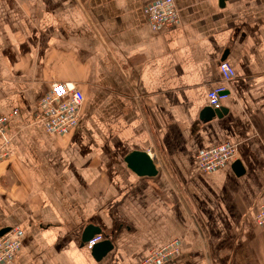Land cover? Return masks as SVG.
Here are the masks:
<instances>
[{
	"label": "crops",
	"instance_id": "obj_1",
	"mask_svg": "<svg viewBox=\"0 0 264 264\" xmlns=\"http://www.w3.org/2000/svg\"><path fill=\"white\" fill-rule=\"evenodd\" d=\"M152 1L0 0V114L17 109L0 136V229H18L15 264H138L172 237L185 264H264V0H174L179 22L157 29ZM220 61L235 76L203 121ZM53 81L85 98L69 135L35 119ZM224 141L235 159L201 171L195 154ZM133 151L157 173L134 172ZM87 225L111 240L100 258Z\"/></svg>",
	"mask_w": 264,
	"mask_h": 264
},
{
	"label": "built area",
	"instance_id": "obj_2",
	"mask_svg": "<svg viewBox=\"0 0 264 264\" xmlns=\"http://www.w3.org/2000/svg\"><path fill=\"white\" fill-rule=\"evenodd\" d=\"M149 25L154 28L171 27L179 22V13L174 0H155L144 7ZM218 70L220 82L206 92L207 105L219 108L227 96V84L234 78L233 67L226 61H220ZM80 89L71 83L55 81L38 98L35 119L40 121L49 134L63 135L74 128L80 120V108L84 102ZM17 114L16 110L0 114V134L5 133L9 121ZM236 146L228 141L214 144L195 154L199 169L212 172L236 157ZM7 151H0V161L7 158ZM254 219L258 226H264V201L257 205ZM18 229H9L0 236V264H15L14 255L19 249ZM100 239L94 236L86 245L91 248Z\"/></svg>",
	"mask_w": 264,
	"mask_h": 264
},
{
	"label": "water",
	"instance_id": "obj_3",
	"mask_svg": "<svg viewBox=\"0 0 264 264\" xmlns=\"http://www.w3.org/2000/svg\"><path fill=\"white\" fill-rule=\"evenodd\" d=\"M219 1H220V5H223L225 0H219ZM222 111H223L222 107L211 108L208 106L202 110L200 118L203 121H209L214 116L220 117L221 116L220 112ZM125 160L129 164L130 168L139 175L152 176L157 173V169L155 168L152 159L146 152H140V151L130 152L126 156ZM234 165L236 169V174L239 175L243 173V168L239 161H235ZM9 229H10L9 227L0 229V236L5 232H7ZM99 233H102V231L98 227L93 225L86 226L81 235V243L83 244L84 242L91 239L94 236V234H99ZM111 247H112V243L110 242V240L105 239L95 244V246H93L91 251L95 258H100L107 251H109Z\"/></svg>",
	"mask_w": 264,
	"mask_h": 264
},
{
	"label": "rangeland",
	"instance_id": "obj_4",
	"mask_svg": "<svg viewBox=\"0 0 264 264\" xmlns=\"http://www.w3.org/2000/svg\"><path fill=\"white\" fill-rule=\"evenodd\" d=\"M53 82H55V81H53ZM36 104H37V102H36ZM82 106H81V108H82ZM81 108H80V114H81ZM13 110L17 111V109H13ZM13 110H11V111H13ZM79 122H80V120H79ZM78 126H79V123L77 125H75L72 130L67 131L63 135H69V133L76 130L78 128ZM51 135H53V134H51ZM0 136L3 137L4 133L0 134ZM4 142H6V140ZM95 236H100V239L95 244H97L98 242H101L105 239L110 240L108 237V234L105 237L102 235H99V234H97ZM110 242H111V240H110ZM95 244H94V246H95ZM180 246H181V240L179 238L172 237L167 241L161 242V244H159L157 246L149 247L146 254L139 260L138 264H185L184 262L179 261V256H180L181 250H182L180 248Z\"/></svg>",
	"mask_w": 264,
	"mask_h": 264
},
{
	"label": "bare ground",
	"instance_id": "obj_5",
	"mask_svg": "<svg viewBox=\"0 0 264 264\" xmlns=\"http://www.w3.org/2000/svg\"><path fill=\"white\" fill-rule=\"evenodd\" d=\"M218 66H219V63H218ZM227 92H228V88H227ZM56 136H59V135H56ZM5 151H6V150H5ZM7 154H8V152H7ZM13 228H15V227H11V229H13ZM95 235H97V234H94V236H95ZM99 235H102V236H104V237L106 236V235H103L102 233H99ZM94 236H93V237H94ZM86 243H88V242H84L83 245H85L88 249L91 250V248H92L93 246H92L91 248H89V247L86 245Z\"/></svg>",
	"mask_w": 264,
	"mask_h": 264
}]
</instances>
